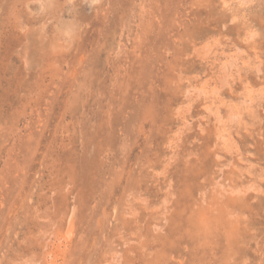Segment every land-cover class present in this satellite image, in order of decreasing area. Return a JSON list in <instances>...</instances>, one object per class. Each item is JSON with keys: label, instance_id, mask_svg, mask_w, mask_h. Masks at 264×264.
<instances>
[{"label": "rangeland", "instance_id": "rangeland-1", "mask_svg": "<svg viewBox=\"0 0 264 264\" xmlns=\"http://www.w3.org/2000/svg\"><path fill=\"white\" fill-rule=\"evenodd\" d=\"M0 264H264V0H0Z\"/></svg>", "mask_w": 264, "mask_h": 264}]
</instances>
